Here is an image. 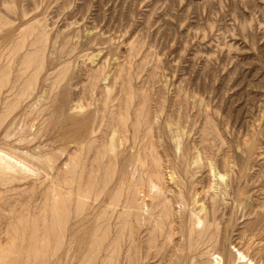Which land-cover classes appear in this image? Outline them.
Masks as SVG:
<instances>
[{
  "label": "rangeland",
  "instance_id": "374dc122",
  "mask_svg": "<svg viewBox=\"0 0 264 264\" xmlns=\"http://www.w3.org/2000/svg\"><path fill=\"white\" fill-rule=\"evenodd\" d=\"M2 17L9 23L0 24V38L5 36L0 40V151L30 170L15 165L0 170V264L22 263L24 244L44 215V256L29 264L82 263L80 255L73 261L65 248L51 246L54 251L46 245L57 226L51 221L53 185L67 192L61 211L67 228L83 230L84 220L85 225L95 221L99 210L89 205L76 217L77 201L84 209L85 202L95 203L103 184L106 193L114 189L128 153L115 159L118 149L105 141L114 130L118 137L124 122L130 128L138 108L149 113L156 133L161 129L155 141L160 189L149 191L143 181L152 165L135 161L139 167L126 169L124 191L132 189L131 181L142 190L135 192L137 215L113 253L108 248L120 229L124 202L104 213L101 230L109 226L111 233L92 264H104L111 256L112 264H215L209 243L191 231L195 198V207L208 202L216 208L225 245L216 255L239 248L254 257L263 253L264 0H0ZM63 89L70 104L81 107L58 118L52 101ZM123 104L127 120L120 111ZM175 128L182 129L188 148L180 162L183 170L175 157L177 140L169 133ZM142 149L137 145L132 151ZM221 173H228L236 186L225 194ZM238 186L241 193L235 195ZM83 191L89 198L80 195ZM165 201L170 204L167 216ZM34 236L40 242L43 233Z\"/></svg>",
  "mask_w": 264,
  "mask_h": 264
},
{
  "label": "bare ground",
  "instance_id": "6f19581e",
  "mask_svg": "<svg viewBox=\"0 0 264 264\" xmlns=\"http://www.w3.org/2000/svg\"><path fill=\"white\" fill-rule=\"evenodd\" d=\"M22 15V14H21ZM19 17V15H18ZM11 19V18H10ZM20 19V18H17V20ZM5 20V19H4ZM3 20V17L2 19L0 18V24L1 26H6L9 22L7 21H4ZM13 20V19H12ZM22 21V19H21ZM16 22V21H15ZM14 22V23H15ZM19 22V21H18ZM28 22V21H26ZM26 22L24 24H26ZM15 25V24H14ZM18 25V24H17ZM7 27V26H6ZM13 27V26H12ZM19 27V26H18ZM5 28V27H4ZM14 28V27H13ZM21 28V27H20ZM9 29V28H8ZM15 29V28H14ZM18 30V28H16ZM45 29V28H44ZM16 30V31H17ZM4 31V30H3ZM9 31V30H8ZM11 31V30H10ZM9 31V32H10ZM8 32V33H9ZM2 33V31L0 32ZM6 33V34H8ZM11 33V32H10ZM61 33V31L59 32ZM58 33V34H59ZM57 34V33H56ZM60 35V34H59ZM4 36V34H3ZM2 36V37H3ZM11 36V34H10ZM61 38L63 37L62 34L60 35ZM1 37V38H2ZM5 37V36H4ZM59 37V36H58ZM66 37V36H65ZM0 38V40H1ZM9 38V37H8ZM13 39V38H12ZM65 39V38H64ZM4 40V39H3ZM59 40V39H58ZM56 41V40H55ZM1 42V41H0ZM8 42V41H7ZM13 42V41H12ZM64 42V40L62 41ZM61 42V43H62ZM68 42V40H67ZM3 43V42H2ZM1 44V43H0ZM5 44V43H4ZM7 44V43H6ZM63 44V43H62ZM27 45V44H26ZM87 45V44H86ZM3 46V45H2ZM0 46V47H2ZM4 47V46H3ZM56 48V47H55ZM40 49V48H39ZM56 51V49H55ZM97 56V55H96ZM8 69V68H7ZM119 71V70H118ZM2 73L3 75H7L8 74V70H2ZM126 83V82H125ZM57 85V84H56ZM61 85H59L60 87ZM126 86V85H125ZM47 88V87H46ZM59 92V91H58ZM58 92H56V94H58ZM55 94V95H56ZM54 95V94H53ZM54 95V96H55ZM116 95V94H115ZM124 97V96H123ZM134 97V96H133ZM148 97V96H147ZM159 97V96H158ZM54 98V99H53ZM51 99H53V104H54V109H55V114H57L58 118L59 117H63L65 116L67 113H69V111L71 110H76L78 109L80 106V104L78 103H75L73 105L70 104V99H69V95L66 93V91L63 89L59 92L58 95H56V97H53ZM115 98V97H113ZM140 99V97H139ZM124 101V100H122ZM134 103V101H133ZM137 103V102H136ZM173 103V102H172ZM180 103V102H179ZM208 103V102H207ZM51 104V103H50ZM135 104V103H134ZM149 104V103H148ZM159 105V103H158ZM174 105V104H173ZM175 106V105H174ZM148 107V106H147ZM161 107V106H160ZM138 108V107H137ZM159 108V107H158ZM53 109V108H52ZM148 109V108H147ZM161 109V108H160ZM163 109V108H162ZM102 110V109H101ZM174 110V109H173ZM176 110V109H175ZM54 111V110H53ZM120 111H121V114H125L124 118L125 120H127V116L129 115L128 113V108L126 106V104H123L121 105L120 107ZM132 111V109H131ZM130 111V113H131ZM147 111V110H146ZM151 111V109H150ZM163 112V110H161ZM158 112V111H157ZM169 112V111H168ZM181 112V111H180ZM172 113V112H171ZM175 113V112H174ZM185 113V112H184ZM54 114V116H55ZM152 115V113H150ZM176 114H179V112ZM182 114V113H181ZM196 114V113H195ZM53 115V114H52ZM106 116V115H105ZM154 116V115H153ZM168 116V115H167ZM166 116V117H167ZM170 116V114H169ZM186 116V115H184ZM199 116V115H198ZM197 116V117H198ZM173 117V116H172ZM178 117V116H176ZM183 117V115H182ZM181 117V118H182ZM196 118V116H194ZM130 118H132L130 116ZM152 118V116H151ZM154 118V117H153ZM152 118V119H153ZM156 118V117H155ZM105 119V118H104ZM173 119V118H171ZM170 119V120H171ZM185 119V118H184ZM200 119V118H199ZM205 119V118H204ZM202 119V120H204ZM117 120V119H116ZM155 120V119H153ZM161 120V119H160ZM169 120V119H168ZM175 120V119H174ZM173 120V121H174ZM180 120V119H179ZM183 120V119H181ZM197 120V119H196ZM176 121V120H175ZM184 121V120H183ZM182 121V122H183ZM156 122V121H155ZM168 122V121H167ZM187 122V121H186ZM185 121L183 122L186 123ZM190 122V121H189ZM192 122V121H191ZM115 123V122H114ZM158 123V121L156 122ZM172 123V122H171ZM197 123V121H196ZM260 123V122H259ZM167 124V123H166ZM170 124V123H169ZM181 124V123H180ZM179 124V125H180ZM187 124V123H186ZM190 124V123H189ZM130 125V124H129ZM157 125V124H156ZM174 125V124H173ZM178 125V123H177ZM178 125V126H179ZM182 125V124H181ZM192 125V124H191ZM158 126V125H157ZM169 125L167 124V127ZM171 126V125H170ZM185 126V125H184ZM183 126V127H184ZM189 126V125H187ZM197 126V125H196ZM77 127L78 128H83V124L81 123H78L77 124ZM86 127V125H85ZM154 126L152 125V122H151V119H150V115L149 113H145L144 112V109L143 108H138L136 110V113H135V116H134V119L131 120V127L128 128L127 125H126V122H124L123 124V127H121L120 129V134L119 136L117 137L116 134L119 132L118 130H114L113 131V134L110 135V138H107V140L105 141L106 144L109 145V147L112 149V150H117V152L114 154V157L115 159H117V155L119 153H128L127 154V158L126 160H124V162L122 163L121 165V173L119 174V177H117V181H116V185L114 187L113 190L110 191V194L109 193H106L105 191V188H106V184H103L102 187H101V191L96 195L95 197V203H84V209L81 208L82 207V204H80L79 202L80 201H77V206H76V211H77V215L76 217H79L82 213H85V211L87 210V208L85 209V205H89V208L90 210L92 208L94 209H98L99 210V213L97 215V219L95 221H93L90 225H85V220L83 222V225L85 228H83V230H81V228H79L78 230H76L77 228L74 227V229H70V228H67V222L64 220L63 218V215L61 214V211L63 210L64 208V201L66 200V197H63L62 198V195H65L67 192H64V194L62 193V188L60 187L59 189H57L56 185H53V188H52V192H53V196L52 197V202L50 203L51 206H52V212H51V221L57 225L56 228L55 226H52V229L50 233H53V235H51V239L50 241L52 240V243L51 244H46L48 247H50L51 249H53L51 246H53L56 251H60L61 249L63 250V248H65V250L67 251L68 250V255H70V258L74 260H77L78 259V256L80 255L82 257V263L81 264H92L95 259L101 255V246H103V242L106 241L109 233H111L110 231V227L108 226L105 230H101V218L102 216L104 215L105 212L107 211H115L114 208L119 205V203L121 202H124L123 204V209H122V212L120 214V217L122 218V222H121V226H120V229L118 231V234L116 235V237L114 238V240L111 242L110 244V249L113 253L119 251L120 247H121V244H122V241L124 239V237L126 236V233L128 232V230H131L132 228V220L134 217H136L137 215V209L134 205L135 201H136V198H135V192L138 190L140 193L142 192V190H140L139 188L138 189H135V186H134V183L131 181L130 186H133L132 189H128L127 191H124L125 190V187H126V174L128 172H126V169L131 167V168H136V163L135 161L138 162V165H139V162H142V163H147L148 166L152 165L153 169L151 172L150 175L145 176L144 178V182H146L148 184V188H149V191H154V190H159V174H158V171H157V155L159 154L157 152V146H156V139L159 140V137L156 138L157 134H159V130H161L159 128L158 132L156 133L154 131ZM173 127V126H171ZM182 127V126H181ZM180 127V128H181ZM186 127V126H185ZM189 127H192V126H189ZM174 128V127H173ZM179 130H182L180 129ZM195 128V127H194ZM170 128L168 127V130ZM176 129V128H175ZM189 129V128H188ZM196 129V128H195ZM194 129V131H195ZM208 129V128H207ZM85 130V129H84ZM110 130V129H109ZM156 130V129H155ZM171 130V129H170ZM179 130H173V132H170L169 133H172L171 135L172 138H175L177 141L176 142V146L177 148L180 150L179 151V155L178 156H175L179 163L178 165L180 166V162H182V164H184V160H186L187 158V152H185V148L186 147L184 146V141H183V137H182V133L181 131ZM193 130V128H192ZM172 131V130H171ZM187 131V130H186ZM191 131V129H190ZM193 131V132H194ZM162 132V131H161ZM192 132V131H191ZM193 132L191 134H193ZM163 133V132H162ZM188 133V131H187ZM195 133V132H194ZM78 135V132L76 133ZM110 134V133H109ZM170 135V136H171ZM188 135V134H187ZM163 136V135H161ZM247 136V135H246ZM245 136V137H246ZM169 137V136H168ZM185 137V136H184ZM192 137V136H190ZM171 138V139H172ZM187 138V137H186ZM244 138V137H243ZM155 139V140H154ZM161 139V138H160ZM163 139V138H162ZM200 139H198L199 141ZM158 142V141H157ZM173 142V141H172ZM159 144V143H158ZM139 145L140 147H142V151H132V149H135V147ZM201 146V145H200ZM199 146V147H200ZM206 147V146H205ZM166 148V147H165ZM207 148V147H206ZM159 149V148H158ZM188 150V148H186ZM160 150V149H159ZM186 150V151H187ZM164 151V150H163ZM165 152V151H164ZM198 152V151H197ZM162 154V153H161ZM176 154V153H175ZM0 155L2 156L1 158L5 160V163L1 162L0 161V170L2 172H5L6 169L11 165L12 167H14L13 165L15 166H19L21 167L23 170H30V168L21 160L19 159H16L14 158L13 156H10L8 155L7 153L5 152H2L0 151ZM106 154H104L105 156ZM120 156V155H119ZM118 156V157H119ZM125 156V155H124ZM161 156V155H160ZM192 156V155H191ZM112 157V156H111ZM189 157H190V153H189ZM198 156H196V159H197ZM224 157V156H223ZM125 158V157H123ZM227 158V157H226ZM246 158V156H245ZM192 159V157H191ZM190 159V160H191ZM122 160V159H120ZM176 160V159H175ZM195 160V158H194ZM227 160V159H226ZM231 160V159H230ZM114 161V160H112ZM116 161V160H115ZM196 161L198 160H195V162L193 161V163L196 164ZM246 161H248L246 159ZM192 162V161H191ZM118 163V162H117ZM120 163V162H119ZM175 163V162H174ZM188 163L189 162V159H188ZM222 163V162H221ZM227 163V162H226ZM242 163V162H241ZM173 164V163H172ZM137 165V166H138ZM162 165V164H161ZM192 165V164H191ZM244 165V164H243ZM247 165V163H246ZM146 166V165H145ZM178 166V167H179ZM185 166V165H184ZM233 166V165H232ZM139 167V166H138ZM175 167V165H174ZM181 167V166H180ZM179 167V168H180ZM245 167V166H244ZM243 167V168H244ZM118 168V167H117ZM149 168V167H148ZM182 168V169H181ZM180 169L183 170L184 167H181ZM160 169V168H159ZM178 169V168H177ZM179 169V170H180ZM245 169H247L245 167ZM118 170V169H117ZM151 170V169H150ZM180 170V173H182ZM244 170V169H243ZM148 171V170H147ZM185 171V170H184ZM210 171V170H209ZM229 172V171H228ZM215 173V171H214ZM240 174V173H238ZM218 175V173H217ZM237 175V174H236ZM235 175V176H236ZM245 175V174H244ZM240 176L242 177V175L240 174ZM144 177V176H143ZM174 177V176H171V178ZM239 177V176H238ZM220 190L222 191V193L224 192V194L227 192V188L230 187L231 189L235 188L236 186H233V181L231 180V178H229L228 176V173L225 174V173H221L220 176ZM234 178V176H233ZM174 179V178H173ZM238 180V178H235ZM240 179V178H239ZM141 184H143L144 182L142 181V179H139ZM212 180V179H211ZM243 180V177L242 179ZM240 181V180H239ZM145 183V184H146ZM208 183V182H207ZM237 183V182H236ZM240 183V182H238ZM53 184H55V181H53ZM181 184V183H180ZM179 184V185H180ZM242 184V183H241ZM240 184V185H241ZM208 185V184H207ZM239 185V184H238ZM239 185V186H240ZM166 186V185H165ZM209 186V185H208ZM238 186V187H239ZM237 187V190H234V193L235 195H237L236 193H241V187L238 188ZM164 188V187H163ZM162 188V189H163ZM166 189V188H165ZM164 189V191H166ZM98 190V189H97ZM108 190V189H107ZM116 191H119L118 193L116 194H112V192H116ZM146 191V190H145ZM185 191V190H184ZM232 191V190H231ZM151 193V192H150ZM177 193V192H176ZM186 193V191H185ZM239 193V194H240ZM87 191H83V193H81L80 195L81 196H84L86 198H89L87 195ZM68 195H71L70 193H68ZM153 196V195H152ZM187 196V194L185 195ZM222 196V195H221ZM225 196V195H224ZM239 196V195H238ZM189 197H192L189 195ZM237 197V196H236ZM73 198V196H72ZM146 198V197H145ZM179 198V197H178ZM169 199V198H168ZM188 199V197H187ZM222 199V198H221ZM227 199V198H226ZM236 199V198H234ZM99 200V202H98ZM164 200V199H163ZM193 200V199H192ZM171 201V200H170ZM184 201V200H183ZM216 201V200H215ZM238 201V200H237ZM66 202V201H65ZM149 202V201H148ZM182 202V201H181ZM185 202L187 201H184V204ZM190 200H188L187 203H189ZM194 203H192L193 205H197L198 204V200H196V198L193 200ZM211 202V201H210ZM222 202V201H221ZM45 203L47 204V201H45ZM98 203V204H97ZM145 204V201L143 200V202ZM161 203V202H160ZM191 203V202H190ZM207 203V204H206ZM235 203V202H234ZM237 203V202H236ZM263 203V202H262ZM97 204V205H95ZM150 204V203H149ZM181 204V203H180ZM218 204V203H217ZM238 204V203H237ZM188 206V204H186ZM193 207L192 209V220L190 219V221H192V225H194V228L192 227L191 231H195V233H198V235L200 236V238L202 239L203 242L205 243H209V245L211 246V249H209V253L213 256L212 258L215 259V264H264V244L262 245V247L259 248V251H262L263 253L261 255H259V257H256L257 256V253H256V256H252L250 254H248L249 252H245V251H241V249H233L236 250L235 253H233L231 250L227 251V254H225V250L224 252L221 254H217L216 255V252L218 251V248L221 244V239L219 237V231H218V225L216 224V219H215V210L216 208L214 207V203L212 204H208V202H205V203H201L199 204V206L197 207ZM236 205V204H235ZM149 206V205H148ZM169 202H166L162 204V208L164 210L163 214L164 215H168L169 214ZM185 206V205H184ZM228 206V205H227ZM239 206V205H238ZM88 207V206H87ZM143 207V206H142ZM186 207V206H185ZM235 207V206H234ZM237 207V206H236ZM235 207V208H236ZM234 208V209H235ZM81 209V211H80ZM175 209V208H173ZM178 209V208H177ZM73 210V209H72ZM79 210V211H78ZM85 210V211H84ZM89 210V209H88ZM150 210V209H149ZM186 210V209H185ZM233 210V209H232ZM92 211V210H91ZM90 211V212H91ZM188 211V209H187ZM185 211V212H187ZM221 211V210H220ZM223 211V210H222ZM234 211V210H233ZM73 212V211H72ZM88 212V213H90ZM174 212V210H173ZM261 212V211H260ZM176 213V212H174ZM92 214V213H91ZM188 214V212H187ZM237 214V213H235ZM89 215V214H87ZM219 215V214H218ZM110 216V215H109ZM188 216V215H187ZM186 216V217H187ZM223 216V215H222ZM261 216V215H260ZM263 216V215H262ZM76 217L74 219H76ZM83 217V216H82ZM114 217V216H113ZM112 217V218H113ZM175 217V216H174ZM180 217V216H179ZM233 217V216H232ZM257 217V216H256ZM29 218V217H28ZM31 218V217H30ZM220 218V217H219ZM48 219V217H47ZM84 219V217H83ZM82 219V220H83ZM87 219V218H86ZM176 219V218H175ZM174 219V220H175ZM187 219V218H186ZM222 219V218H221ZM256 219V218H255ZM261 219V218H260ZM263 219V218H262ZM80 220V219H79ZM94 220V219H93ZM113 220V219H112ZM173 220V221H174ZM182 223L184 224V220L181 219ZM219 220V219H218ZM75 221V220H73ZM78 221V220H77ZM178 221V220H177ZM255 221H259L258 219L255 220ZM262 221V220H261ZM88 222V221H87ZM111 222V220H110ZM158 224H160L162 222V219L160 218L158 221ZM222 222V221H220ZM229 222V221H228ZM81 223V222H80ZM97 223V225H96ZM135 223V222H134ZM175 223V222H174ZM178 224V222H176ZM175 223V225H176ZM186 223V222H185ZM230 223V222H229ZM261 223V222H260ZM259 223V224H260ZM257 224V223H256ZM262 224V223H261ZM78 225V224H76ZM82 225V224H81ZM201 225V226H200ZM263 225V224H262ZM261 225V227H262ZM42 226L41 229H39V227ZM112 226V225H111ZM184 226V225H183ZM189 226V225H187ZM257 226V225H256ZM33 236H31L32 238L29 239L28 241L25 242L24 244V249H25V252L26 255L24 257V259L22 260V263L21 264H29L31 262H34L36 260H39L41 257L44 256V249L46 248L45 246V242H46V235L48 233L47 229H46V215H44L42 221L40 223H38L37 225H34L33 226ZM71 227V226H70ZM81 227V226H80ZM173 227V225H172ZM175 227V226H174ZM176 227L179 228V226L176 225ZM186 227V226H185ZM228 227V226H227ZM255 227V226H254ZM260 227V228H261ZM22 230L24 231L27 226L26 224H23L22 225ZM199 228V229H197ZM257 228V227H256ZM264 228V227H263ZM20 229V228H19ZM176 229V228H175ZM141 230V229H140ZM221 230V228H220ZM227 230V229H226ZM11 231V230H10ZM38 231H42L43 233V237L41 239V241L39 242L36 237L34 236V232H38ZM81 235L77 236V234H79V232H81ZM264 231V230H263ZM173 232V230H172ZM175 232V230H174ZM186 232V231H185ZM165 233V232H163ZM170 233V232H169ZM193 232V234H195ZM253 233V232H252ZM176 234V233H175ZM187 234V233H186ZM185 234V235H186ZM166 235V234H165ZM173 235V234H172ZM221 235V234H220ZM158 236V235H156ZM164 237V235H163ZM161 238V237H160ZM187 238V237H186ZM185 238V239H186ZM109 239V238H108ZM159 241V240H158ZM261 241V240H260ZM107 242V241H106ZM187 242V241H186ZM257 242V241H256ZM192 243V241H191ZM224 243V242H223ZM264 243V242H263ZM200 244V243H199ZM256 244V243H255ZM187 246V244H185ZM203 245V244H202ZM197 246V245H196ZM222 246V244H221ZM225 246V245H224ZM224 246H222L224 248ZM233 247V246H232ZM237 247V246H236ZM222 248V249H223ZM226 248V247H225ZM188 248L185 247V250H187ZM191 249V248H190ZM221 249V247H220ZM54 250V249H53ZM193 250V249H192ZM55 251V250H54ZM62 252V251H61ZM258 252V251H257ZM216 255V256H214ZM58 257V256H57ZM61 258V257H60ZM80 259V258H79ZM54 260V259H53ZM68 260V259H67ZM47 261V260H46ZM61 261V259H60ZM70 261V260H69ZM211 261V260H210ZM59 262V261H58ZM79 262V261H78ZM199 262V263H198ZM197 263L200 264V261H198ZM113 263V256L109 257L106 262H104V264H112ZM171 263V262H170ZM56 264V263H55ZM202 264V262H201Z\"/></svg>",
  "mask_w": 264,
  "mask_h": 264
}]
</instances>
